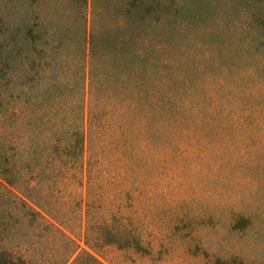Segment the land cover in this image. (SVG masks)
I'll list each match as a JSON object with an SVG mask.
<instances>
[{"label":"rangeland","instance_id":"obj_1","mask_svg":"<svg viewBox=\"0 0 264 264\" xmlns=\"http://www.w3.org/2000/svg\"><path fill=\"white\" fill-rule=\"evenodd\" d=\"M247 4L221 1L207 29H170L169 16L154 28V92L168 109L199 114L156 127L151 173L115 145L92 159L86 194L74 186L76 170L67 175L73 187L49 179L52 162L63 171L58 152L75 131L74 3L0 0V264H264V46L254 43L264 42V0ZM141 41L135 29L129 54ZM137 67L116 88L133 138ZM210 105L220 108L214 121Z\"/></svg>","mask_w":264,"mask_h":264},{"label":"trees","instance_id":"obj_2","mask_svg":"<svg viewBox=\"0 0 264 264\" xmlns=\"http://www.w3.org/2000/svg\"><path fill=\"white\" fill-rule=\"evenodd\" d=\"M19 1L16 0V2ZM72 1L74 3V25H76V31H79L76 48L80 73L78 81L74 82L73 86L75 131L70 140L62 142L60 152H58L59 156L64 158L62 161L64 168H61L63 171H59L52 162L50 170L56 174L51 175L49 179H61L60 185L62 186H68L70 181V186L73 187L71 182L73 178H67V175L70 171L76 170L74 186L80 188L81 191L86 189L87 194L91 190V171L88 168H90L92 159L102 161L105 154L109 152V148L115 145L119 146L122 153L124 151L123 155L126 158L133 156L138 158L143 172L151 173V164L156 156L153 143L156 127L180 125L185 123L186 115L193 121V118L199 114L189 115L191 110H188L185 115L183 105L179 108L168 109L163 104L164 97H157L154 92L159 72L158 52L153 40L154 28H158V24L162 20H168L167 16H169L170 29H175L176 26L180 29L183 27L193 29L198 25L207 29L209 23L216 22L218 15L214 14L220 10V2L229 3L232 0ZM244 1L249 4V0ZM15 15L18 17V13ZM258 16L259 18L253 15L254 19L261 21L262 14ZM135 29L142 37L141 48L136 55L128 52ZM63 33L64 31L62 35ZM216 34L218 33L210 29L208 32L211 38L210 43H215L220 38ZM16 35L18 39L20 35V41L16 40L17 49L18 44H22V35H24L21 27L16 30ZM64 38L65 36L60 42L62 47L65 43ZM250 43L252 44L251 40ZM254 43L264 46V42L260 39H255ZM212 46L214 45H210ZM19 51L16 52V58L19 57ZM136 62L138 67L135 77L139 92L137 97H141L142 115L138 132L133 135L135 137L133 138L128 136L127 131L130 129L125 126V96L123 93L118 94L116 88L130 77L129 71ZM67 104L68 100H66V109ZM217 109L220 108L211 105L208 110L206 109L207 114L211 115L209 120L214 121V116L219 111ZM205 118L202 116L198 121L201 122ZM240 120L241 117L237 116L235 122ZM66 123H68L67 120ZM102 180L97 189L99 199L103 204L110 205L113 201L106 196L105 181L102 182ZM6 183L13 185L11 181H6ZM48 217L54 221L50 216ZM43 218L47 219L45 216ZM132 239L139 248L141 242L137 238ZM128 245L130 247V241Z\"/></svg>","mask_w":264,"mask_h":264}]
</instances>
